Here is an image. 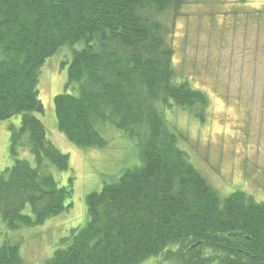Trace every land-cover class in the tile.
Listing matches in <instances>:
<instances>
[{"label":"trees","instance_id":"trees-1","mask_svg":"<svg viewBox=\"0 0 264 264\" xmlns=\"http://www.w3.org/2000/svg\"><path fill=\"white\" fill-rule=\"evenodd\" d=\"M187 3L0 0V121L20 118L8 126L13 162L0 171V225L40 226L72 206L69 156L39 119L40 68L60 47L77 46L65 90L53 97L58 131L77 147L104 148L109 127L137 150L86 195L85 222L42 264H264V200L240 189L219 194L181 145L176 114L203 123L209 102L173 68L171 20ZM252 13L264 19L263 9ZM53 169L68 171L65 184ZM20 250L4 238L0 264H32Z\"/></svg>","mask_w":264,"mask_h":264},{"label":"rangeland","instance_id":"rangeland-1","mask_svg":"<svg viewBox=\"0 0 264 264\" xmlns=\"http://www.w3.org/2000/svg\"><path fill=\"white\" fill-rule=\"evenodd\" d=\"M258 9L264 10V0H188L171 20L169 40L177 76L191 79L209 98L203 123L176 114L186 137L181 145L219 194L240 189L264 200V19L252 13ZM76 48L64 45L46 58L38 84L44 106L39 119L49 139L69 156L75 176L72 206L40 226L13 232L0 225V243L6 237L19 241L20 253L32 264H42L71 227L85 222L86 195L100 190L137 154L133 140L109 127L104 148L77 147L58 131L53 97L65 90L66 59ZM19 121V116L0 121V171L13 162L8 126L18 127ZM23 156L30 154L25 150ZM53 174L65 184L68 171L53 169Z\"/></svg>","mask_w":264,"mask_h":264}]
</instances>
